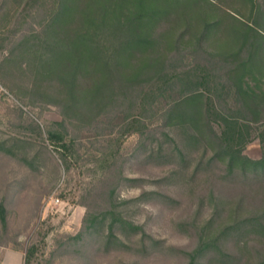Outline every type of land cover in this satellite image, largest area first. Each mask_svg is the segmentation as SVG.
<instances>
[{
  "label": "rangeland",
  "instance_id": "rangeland-1",
  "mask_svg": "<svg viewBox=\"0 0 264 264\" xmlns=\"http://www.w3.org/2000/svg\"><path fill=\"white\" fill-rule=\"evenodd\" d=\"M38 20L20 11L10 21L0 35V62ZM186 56L175 62L182 74L176 96L192 88L194 66L200 63L212 74L209 86L220 104L222 66L205 54ZM221 104L237 112L234 99ZM160 116L151 102L141 111L125 103L94 126L77 129L59 108L29 106L0 78V141L11 145L20 138L31 145L18 155L0 151V264H25L30 249L35 250L32 264H264V234L248 231L225 237L221 254L212 249L193 259L227 227L264 218V177L226 176L224 165L211 162L213 151L205 142L189 140L188 151L181 131L165 127ZM253 127L243 153L259 160L264 145L259 125ZM214 129L220 132L217 124ZM49 131L65 133L68 143L77 138L66 161L48 139ZM160 148L165 157L150 158ZM122 220L145 233L124 231ZM113 223L125 246L107 243ZM81 232L84 238L75 241Z\"/></svg>",
  "mask_w": 264,
  "mask_h": 264
},
{
  "label": "trees",
  "instance_id": "trees-1",
  "mask_svg": "<svg viewBox=\"0 0 264 264\" xmlns=\"http://www.w3.org/2000/svg\"><path fill=\"white\" fill-rule=\"evenodd\" d=\"M20 11L26 18L36 14L37 28L9 48L0 78L26 104L57 107L65 122L85 129L125 103L141 111L151 102L161 109L165 127L181 131L188 151L189 140L205 142L213 151L211 162L224 165L226 176L264 177V156L255 160L243 153L253 140V125H259L264 145V0H3L0 35ZM200 53L224 69L220 104L209 86L212 74L200 63L194 66L192 88L179 97L174 93L182 76L177 56ZM230 98L235 114L221 104ZM48 139L66 161L77 138L68 143L65 133L49 131ZM30 146L20 138L11 145L0 141V151L13 155ZM153 151L150 158L166 155L162 148ZM240 222L195 251L193 259L212 249L221 254L227 236L264 234V218ZM120 227L145 233L126 220ZM116 229L115 223L109 226L107 243L125 246ZM34 256L35 250H28L25 264H32Z\"/></svg>",
  "mask_w": 264,
  "mask_h": 264
}]
</instances>
